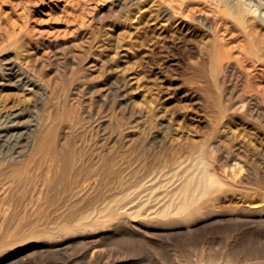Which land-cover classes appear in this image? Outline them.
<instances>
[{
    "label": "rangeland",
    "instance_id": "obj_1",
    "mask_svg": "<svg viewBox=\"0 0 264 264\" xmlns=\"http://www.w3.org/2000/svg\"><path fill=\"white\" fill-rule=\"evenodd\" d=\"M222 1L0 0V264L264 263V129L203 94L264 0Z\"/></svg>",
    "mask_w": 264,
    "mask_h": 264
},
{
    "label": "bare ground",
    "instance_id": "obj_2",
    "mask_svg": "<svg viewBox=\"0 0 264 264\" xmlns=\"http://www.w3.org/2000/svg\"><path fill=\"white\" fill-rule=\"evenodd\" d=\"M240 5H229L221 0V4L218 3L216 8L221 15L231 14L244 23L245 11ZM225 22L226 19L222 16L219 24L223 23L228 27ZM247 33L250 39L238 55L230 48H221L216 53L212 72L206 73L203 87L207 102L205 112L215 116L243 118V126L246 127V123L252 124L253 129L260 132L264 129V123L257 119L264 115V35L256 31L254 26H250Z\"/></svg>",
    "mask_w": 264,
    "mask_h": 264
}]
</instances>
